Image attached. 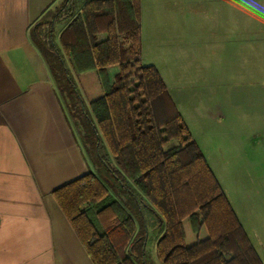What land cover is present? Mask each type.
Segmentation results:
<instances>
[{"label":"trees","instance_id":"obj_1","mask_svg":"<svg viewBox=\"0 0 264 264\" xmlns=\"http://www.w3.org/2000/svg\"><path fill=\"white\" fill-rule=\"evenodd\" d=\"M65 10L71 19L60 44L52 26L42 36V21L32 38L83 137L118 182L117 190L96 170L54 190L94 264H158L137 228L147 210L164 227L160 264H263L160 71L142 63L141 0H64ZM62 50L78 72L100 75L104 93L89 109L75 95ZM185 218L196 232L206 225L209 237L186 246Z\"/></svg>","mask_w":264,"mask_h":264},{"label":"crops","instance_id":"obj_2","mask_svg":"<svg viewBox=\"0 0 264 264\" xmlns=\"http://www.w3.org/2000/svg\"><path fill=\"white\" fill-rule=\"evenodd\" d=\"M63 1L0 0V264H94L54 190L96 168L77 136L65 95L32 38L41 18ZM212 2L141 0L142 63L146 33L150 40L158 39L161 51L175 46L172 39H181L183 31L188 40L197 42L199 9L205 6L211 9L208 30L214 37L231 40L234 34L240 55L249 49L264 53V23L253 21L232 29L225 16L212 10ZM214 2L226 6L228 0ZM66 65L74 78L76 97L89 109L90 102L104 93L98 71L78 72L68 60ZM118 68H108L110 77ZM79 74L94 82H82ZM209 110L213 117L214 109ZM248 202L249 207L243 206L239 213L233 209L264 264V198L256 204L252 198ZM145 213L144 227L137 219V228L144 231L145 247L153 234L154 248L164 227L155 213ZM183 226L186 246L209 237L206 225L196 232L185 218Z\"/></svg>","mask_w":264,"mask_h":264},{"label":"rangeland","instance_id":"obj_3","mask_svg":"<svg viewBox=\"0 0 264 264\" xmlns=\"http://www.w3.org/2000/svg\"><path fill=\"white\" fill-rule=\"evenodd\" d=\"M63 2L41 18L39 27L47 38L52 26L59 44L60 29L71 19L67 10L59 12ZM210 10L206 6L199 9L197 42L188 40L183 31L181 39H172L175 46L161 51L158 39L150 40L146 33L143 64L156 65L160 70L180 114L239 213L243 206L249 207V198L252 204L264 198V53L249 49L246 55H240L234 34L231 40L218 38V34L214 37L208 30ZM62 52L65 60L71 61ZM79 79L94 82L80 74ZM210 98L217 103L211 104ZM209 108L215 111L213 117ZM68 112L89 160L118 190V183L98 160L92 143L83 137L82 125ZM140 233L144 235L142 228ZM152 235L145 250L160 264L156 247L152 248Z\"/></svg>","mask_w":264,"mask_h":264},{"label":"clouds","instance_id":"obj_4","mask_svg":"<svg viewBox=\"0 0 264 264\" xmlns=\"http://www.w3.org/2000/svg\"><path fill=\"white\" fill-rule=\"evenodd\" d=\"M212 10L226 17L233 29H239L249 22L264 23V0H228L226 6L214 2Z\"/></svg>","mask_w":264,"mask_h":264}]
</instances>
